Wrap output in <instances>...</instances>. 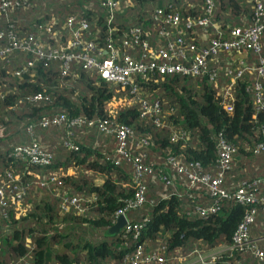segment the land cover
<instances>
[{"label": "trees", "instance_id": "trees-1", "mask_svg": "<svg viewBox=\"0 0 264 264\" xmlns=\"http://www.w3.org/2000/svg\"><path fill=\"white\" fill-rule=\"evenodd\" d=\"M211 1L210 24L218 25L224 37L230 28L250 22L248 0ZM25 3L6 16L0 15V30L9 28L20 39L32 31L31 24L50 16L59 24L74 15L87 22L83 33L86 39L102 48L110 43L120 49L121 39L131 27H138L152 46L156 29L163 25L152 18L156 7L178 12L181 20L202 15L204 8L203 0H128L123 12H116L107 23L104 8L95 1ZM85 4L90 6L85 9ZM33 34L52 41L44 31ZM193 34V30L186 29L182 37L195 39ZM61 41L65 47L64 36ZM260 46V54L264 55V31ZM243 57L248 64L256 63L257 56L251 52H244ZM29 58L30 53L13 49L5 60H0V264H122L137 244L144 253L162 259L150 264H179L177 256L192 249L206 252L229 245L235 227L250 208L254 209V219L247 232L249 237L263 235L259 240L250 237L263 257L256 258L248 251L220 250L213 259L196 264H264V244L260 242L264 241V183L255 185L257 202L240 205L230 199L215 203L203 185L184 189L185 193L182 188L164 186L145 176L144 202L125 212L128 221L143 223L138 236L133 238L122 230L109 234L115 211L133 197L137 185L129 161L123 157L118 163L112 161L116 148L113 134L98 128L103 120L108 125L129 126L132 135L127 150L132 151L138 138L146 139L144 160L156 169L166 166L165 159L173 156L182 162L198 163L200 173L210 176L215 173L216 141L221 137L234 148L221 183L229 191L238 183L264 178V108L256 110L253 105V75L243 74L233 81L228 102L231 110L225 111L219 90L229 81L224 66L230 59L223 53L217 55L215 64L209 63L219 67L216 79L210 83L201 76L179 73L158 76L156 81L135 77L137 97L132 102L130 85L105 83L78 65H70V73L61 75L59 61L47 66L39 61L30 71L32 77L29 73L20 79L13 76L14 69ZM257 81L264 103V78ZM36 92L46 99L23 100ZM140 100L148 106L157 104L155 117L159 125L152 123L153 116L142 114ZM54 115H63L62 123L39 124L41 117ZM76 117L84 121L68 125ZM86 121L92 124L87 126ZM171 133H175L174 140L170 139ZM31 143L48 153L46 164H32L14 155L15 147ZM257 144L263 148L255 152ZM95 179H101V183L95 184ZM162 189L165 197L160 194ZM70 197L80 199V209L69 204ZM211 204L216 205L214 212L196 214V206Z\"/></svg>", "mask_w": 264, "mask_h": 264}, {"label": "built area", "instance_id": "built-area-1", "mask_svg": "<svg viewBox=\"0 0 264 264\" xmlns=\"http://www.w3.org/2000/svg\"><path fill=\"white\" fill-rule=\"evenodd\" d=\"M97 2L106 12L107 23H110L116 12H123L128 0H90ZM251 8V20L246 25L235 26L228 30L224 37L218 25L211 23L209 15L212 11V1L203 0L202 15L195 17H186L181 20L178 12L172 10H163L156 7L152 11V18L159 24L156 29V39L152 46L142 37L141 30L138 27H131L126 33V38H122L123 48L113 47L110 43L105 47H99L93 40H88L83 36L87 31V22L85 19H76L74 15H68L63 22L57 24V19L53 16L48 17L40 23L31 24L32 31L26 33L23 38H16L11 29L0 30V60H5L11 50H24L31 54V58L24 61L12 72L16 78H21L24 73H29L32 77V69L36 63L42 62L47 66L49 62L59 61V71L61 75L70 73V65H78L80 69L93 72L105 83L115 85H130V102L136 100L137 88L134 85L135 77L140 81H156L158 76L162 78L165 75L179 73L188 76H201L207 82L216 79L219 67L209 66V63L215 64L218 54H225L230 62L224 66L225 73L229 76V81L222 84L220 94L225 104V111H230L229 100L232 98L231 85L236 78L243 74L253 75V105L256 110L264 108L262 96L260 94V83L257 79L264 78V55L260 54V36L264 31V0H248ZM26 0H0V15L6 16L9 12L19 6H25ZM90 5L85 4L84 8ZM211 25V30H207ZM167 26V28H166ZM10 27V26H8ZM195 28L199 32L195 33ZM191 29L194 32V38H183V31ZM65 31V35L62 31ZM35 31H44L49 33L52 41L47 39H38L34 37ZM124 35V36H125ZM64 36L65 47L61 46V39ZM203 44L201 45V42ZM120 50V51H119ZM129 50V52H124ZM244 52L255 54L256 63L248 64L243 57ZM156 76V77H155ZM155 77V78H154ZM0 93V97H1ZM46 99L40 92L29 94L23 97V100L38 102ZM142 114L146 113L152 117V123L159 125L160 121L157 115L159 108L156 103L148 106L144 100H140ZM63 115H54L51 118L41 117L39 124L47 126L49 124L62 123ZM84 120L76 117L68 121V125L80 124ZM87 126L91 121H86ZM107 124L106 120L98 123L99 130L104 133L113 134L115 139V158L114 163H118L119 157H123L131 164L132 179L137 185L133 197L127 200L124 205L115 211V218L118 215L125 217V212L129 209H136L144 202L145 176L150 179H157L164 186H175L186 191L199 189L197 184L206 187L210 197L215 199L234 200L240 205H252L258 201L254 188L257 183H264V178H257L250 183H238L235 187H230L226 191L222 187L224 173L230 167L231 154L234 148L226 143L221 137L216 141L215 173L210 176L206 173H200L199 165L196 162H182L173 156L165 159L166 166L156 169L153 164L145 163L144 153L148 142L144 138H138L133 143V149L127 150L128 139L131 137V128L124 124ZM67 125V126H68ZM264 136V126L262 127ZM175 133H171L170 139L174 140ZM255 152L263 148L262 144L255 146ZM14 155L22 157L32 164H46L49 161V155L44 150L37 148L36 143L31 146H17L14 149ZM169 166V167H167ZM184 192L186 193V191ZM1 194V192H0ZM165 197L164 190L160 192ZM79 198L70 197L69 204L77 207ZM66 209V208H64ZM264 209V206H263ZM216 210V205L211 204L208 207H195L196 214L205 216ZM254 209L250 208L235 227L230 244L220 246L219 250H237L248 251L256 258L261 259L263 252L256 247L247 232L248 224L253 221ZM142 222H130L125 217V224L121 228L124 234L130 233L136 238L142 227ZM216 251L206 254L204 251L192 249L185 255H178L177 259L184 257L195 258L196 263H202L205 260L213 259ZM162 259L157 254H146L142 251L141 245L137 244L133 251L124 258L122 264H150L159 263ZM241 264V262H236Z\"/></svg>", "mask_w": 264, "mask_h": 264}, {"label": "crops", "instance_id": "crops-1", "mask_svg": "<svg viewBox=\"0 0 264 264\" xmlns=\"http://www.w3.org/2000/svg\"><path fill=\"white\" fill-rule=\"evenodd\" d=\"M101 183V179H95V184H99ZM121 230V229H120ZM252 239H255V240H259L260 238L263 237V235L261 236H256V235H252L250 236ZM262 243V245L264 244V241H260ZM214 251L218 252L220 251L219 250V247L217 249H215ZM211 251H206V254H209ZM177 262H179V264H196V261H195V258L193 257H184L182 259H178L176 260Z\"/></svg>", "mask_w": 264, "mask_h": 264}, {"label": "water", "instance_id": "water-1", "mask_svg": "<svg viewBox=\"0 0 264 264\" xmlns=\"http://www.w3.org/2000/svg\"><path fill=\"white\" fill-rule=\"evenodd\" d=\"M125 224V217L123 215H118L112 225L108 228V233L113 234L120 231V229Z\"/></svg>", "mask_w": 264, "mask_h": 264}, {"label": "rangeland", "instance_id": "rangeland-1", "mask_svg": "<svg viewBox=\"0 0 264 264\" xmlns=\"http://www.w3.org/2000/svg\"><path fill=\"white\" fill-rule=\"evenodd\" d=\"M190 257V256H189Z\"/></svg>", "mask_w": 264, "mask_h": 264}]
</instances>
